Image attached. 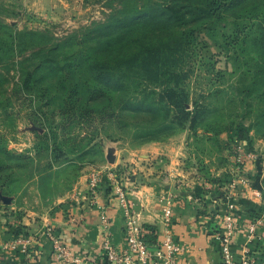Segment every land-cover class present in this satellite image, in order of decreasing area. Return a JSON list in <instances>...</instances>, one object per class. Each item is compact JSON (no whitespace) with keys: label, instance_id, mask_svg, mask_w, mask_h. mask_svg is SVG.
<instances>
[{"label":"rangeland","instance_id":"374dc122","mask_svg":"<svg viewBox=\"0 0 264 264\" xmlns=\"http://www.w3.org/2000/svg\"><path fill=\"white\" fill-rule=\"evenodd\" d=\"M199 1L0 0V217L8 201L37 211L69 200L90 173L126 186L164 161L173 179L220 190L242 144L264 189V75L253 82L241 61L264 58V0H231L217 42L202 20L164 15ZM234 20L249 36L243 54ZM23 68L37 69L31 91L17 90Z\"/></svg>","mask_w":264,"mask_h":264},{"label":"crops","instance_id":"0c3cea01","mask_svg":"<svg viewBox=\"0 0 264 264\" xmlns=\"http://www.w3.org/2000/svg\"><path fill=\"white\" fill-rule=\"evenodd\" d=\"M142 150L151 153L154 148L146 147ZM118 161V158L110 156V166L116 165ZM167 164L164 161L158 168H145L142 175L130 177L131 181L124 186L134 203L143 237L151 238L148 247L153 248L168 235L180 247L178 264H220V245L215 234L218 233L225 213V205L217 200L220 193L216 190L217 186L213 189L206 185L208 189H202V185L194 180L179 176L173 179L172 169H175V173L180 172L173 165ZM129 165L137 169L135 160L132 159ZM155 170L158 175L163 172L164 177L159 179L157 175H147V172ZM253 171L250 170L251 173ZM75 187L76 191L69 200L49 203L37 211L18 208L8 201V205L1 209L8 216L0 217V243L10 237V229L15 227L23 230L26 235H32V241L27 246L30 252L28 258H24L18 251L10 252L0 248V264H61L54 259L49 242L43 238V224L52 228L53 233L80 258L81 264H115L105 258L100 229V221L105 219L111 243L117 248L124 246L122 216L115 198L105 180L97 185L91 204L81 199L85 190V177L80 178ZM253 188L261 191V194L246 188L237 191L238 229L232 249L239 256L242 249L246 248L258 258L259 264H264V221L258 231L262 236L258 240L259 248L255 241H246L245 236L246 226L254 217L262 215L264 219V189ZM165 205L171 210L167 222L162 220V208Z\"/></svg>","mask_w":264,"mask_h":264},{"label":"built area","instance_id":"2783aa9c","mask_svg":"<svg viewBox=\"0 0 264 264\" xmlns=\"http://www.w3.org/2000/svg\"><path fill=\"white\" fill-rule=\"evenodd\" d=\"M236 168L226 184L221 186L217 200L224 203L225 213L219 226L215 239L219 242L221 263L220 264H252L255 260L253 254L243 248L240 255H235L232 246L233 238L238 229V218L236 215V197L239 189H248L256 194L261 191L254 189L249 178L250 170L256 156L253 152L244 147V144L235 146ZM105 180L111 194L115 198L116 206L122 216V237L124 246L115 247L107 231L105 219L100 221L101 248L105 258L115 264H178L177 254L180 251L178 244L173 242L171 237L165 235L153 248L148 247L142 239V227L138 223L133 201L128 197L124 186L117 181V175L109 171H96L86 176L85 190L81 199L87 204H91L94 198L97 185ZM239 192V191H238ZM171 210L167 205L162 208V220L167 222ZM263 216L254 217L246 226V241L252 242L261 240L258 233L263 225ZM41 233L51 247V252L55 260L61 264H81L80 258L76 256L52 231L47 224L41 225ZM32 241V235L24 234L23 230L12 231L10 237L0 243V248L7 251H18L24 258L29 257L28 245Z\"/></svg>","mask_w":264,"mask_h":264},{"label":"trees","instance_id":"16d2710c","mask_svg":"<svg viewBox=\"0 0 264 264\" xmlns=\"http://www.w3.org/2000/svg\"><path fill=\"white\" fill-rule=\"evenodd\" d=\"M231 0H200L198 3L188 2L185 6L178 7H166L165 17L173 19L179 25H186L188 22V17H191L193 20H202L204 22V32L205 34L214 42L218 41V33L216 32V26L221 25L222 18L224 13L227 11L229 3ZM144 13L136 14L134 20H138L141 17H145ZM241 23L237 21L232 22V29L235 36L234 43L238 45V49L240 54L246 53L247 42L249 39L248 33L245 32ZM241 28V29H240ZM19 34V33H18ZM22 35V34H21ZM225 46L228 48L227 44ZM242 63L252 68V76L251 79L253 82H256L260 79L262 75H264V58H242ZM36 68H23L19 71V80L17 83V90L19 91H31L33 89V84L37 77L34 76L33 72H36ZM57 81H60L58 79ZM128 104V103H125ZM190 116L189 111H185L184 115L178 119V121H184ZM238 131L245 135V132L248 130V127H245L243 123H239L237 125ZM246 137V135H245ZM257 187V186H253ZM217 192H220L216 189ZM148 227H146L147 229ZM18 227L11 228L10 231H18ZM149 229V228H148ZM144 242L150 243L151 238L142 237ZM255 245L259 248V241H255ZM263 249V248H262ZM260 249V250H262ZM263 251V250H262ZM257 258V257H255ZM252 264H258L257 262H253Z\"/></svg>","mask_w":264,"mask_h":264},{"label":"water","instance_id":"95a60500","mask_svg":"<svg viewBox=\"0 0 264 264\" xmlns=\"http://www.w3.org/2000/svg\"><path fill=\"white\" fill-rule=\"evenodd\" d=\"M110 160V159H109Z\"/></svg>","mask_w":264,"mask_h":264}]
</instances>
